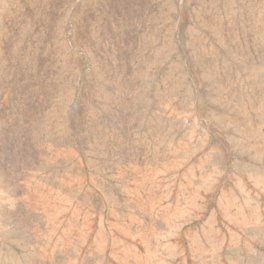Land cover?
Wrapping results in <instances>:
<instances>
[{"label": "rangeland", "instance_id": "obj_1", "mask_svg": "<svg viewBox=\"0 0 264 264\" xmlns=\"http://www.w3.org/2000/svg\"><path fill=\"white\" fill-rule=\"evenodd\" d=\"M0 264H264V0H0Z\"/></svg>", "mask_w": 264, "mask_h": 264}]
</instances>
